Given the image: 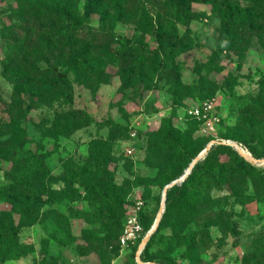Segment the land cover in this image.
I'll use <instances>...</instances> for the list:
<instances>
[{
  "label": "rangeland",
  "instance_id": "obj_1",
  "mask_svg": "<svg viewBox=\"0 0 264 264\" xmlns=\"http://www.w3.org/2000/svg\"><path fill=\"white\" fill-rule=\"evenodd\" d=\"M216 1L215 8L191 3L197 18L177 26L173 51L165 43L167 27L155 37L128 18L113 27L112 44L90 46L92 61L70 65L69 57L59 61L57 54L72 51V44H58L55 31L47 33L48 48L36 34L24 47L23 36L13 46L5 31L16 23L10 17L18 4L0 0V213L12 218L28 253L4 264H136L137 246L103 247L109 224L118 223L110 237H119L125 218L135 215L145 235L160 211L165 185L213 141L235 140L264 154V0ZM97 22L92 17L90 27L96 29ZM117 36L133 44L123 55ZM15 47L21 57L11 65ZM207 101L220 119L214 134L187 115ZM17 127L23 136H16ZM207 153L195 166L203 165ZM215 158L233 163L230 149L216 150ZM85 164L90 173L78 174ZM71 165L69 185L64 173ZM254 167L244 180L229 172L227 184L210 191V208L194 222L182 221L185 234H197L201 264H264V165ZM33 173L40 196L26 198L23 186L16 210L1 189ZM105 177L113 178L119 193L102 214L103 202L91 205L87 195ZM26 207L34 209L31 218L21 214ZM177 217L185 219L176 210L152 234L151 256L165 248ZM182 251L172 255L176 264H187L179 259ZM142 259L162 264L147 261L144 253Z\"/></svg>",
  "mask_w": 264,
  "mask_h": 264
},
{
  "label": "trees",
  "instance_id": "obj_2",
  "mask_svg": "<svg viewBox=\"0 0 264 264\" xmlns=\"http://www.w3.org/2000/svg\"><path fill=\"white\" fill-rule=\"evenodd\" d=\"M18 4V10L11 15L10 20L16 23L9 25L5 31L6 34H11L7 39L13 46L19 43L20 36L25 37L22 39V47L26 44V38L36 34L42 42L44 47H50V36L47 33L55 31V41L58 44L71 42L72 51L65 53L61 49L57 54V60H64L69 57L67 61L70 65H77V63L86 62L88 59L91 61L89 51L91 45L103 44L108 46L114 42L113 27L118 23L126 21L131 18L135 26L144 28L146 33L157 37V29L163 30L164 27L168 29V37L165 41L167 48L173 51V48L179 42L177 38V26H188L197 15L191 11V3H198L216 7V0H15ZM97 16V28L90 27L91 18ZM11 20V21H12ZM65 31H70V35H63ZM19 32V33H18ZM24 35H21V34ZM51 35V33H49ZM113 38V39H112ZM116 42L121 44L123 55L127 49L133 46L132 41L128 38L117 36ZM159 40V43H163ZM71 53V54H70ZM11 65L15 60L21 57V49L15 47L12 49L10 56ZM14 66V65H13ZM20 75V69L17 71ZM36 74H41L42 70L35 69ZM40 77L41 75H36ZM60 86L65 90L66 84L63 78L60 77ZM31 96L33 94L30 93ZM15 118V117H14ZM193 119V118H192ZM196 120V119H194ZM7 125V124H6ZM6 125H3L4 127ZM170 130H167V138L170 139ZM16 136H23L22 129L17 127L15 131ZM227 142H235L242 145L251 156L255 159L264 158V154L253 153L248 147L238 141L231 139H224ZM230 149L233 155V163H218L215 158L216 150ZM204 150V149H203ZM202 150V151H203ZM106 166V164H105ZM255 167L248 163L238 152L226 144H218L212 146L207 153L203 165L195 166L192 173L180 185H175L170 188L166 193L165 198V211L163 218L159 223L156 233L163 230L168 225L169 220L173 217L176 210L183 212L185 219H177L174 226V232L168 242H165L164 249H158L156 255H150L149 250L156 246L155 234L151 236L145 245L141 261L145 263L143 253L147 261L157 260L162 264H176L172 255L178 251L183 250L179 259L184 260L187 264H201L200 250L198 251L197 234L194 232L184 233L182 223L183 220L187 222H194L199 216L206 212L211 204L210 191L213 189L220 190L227 184L226 176L229 172L237 173L244 180L249 176L251 170ZM264 173V168L262 169ZM90 173L88 164H85L81 169H77L78 174ZM68 178V184H72V165L71 171L68 170L64 173ZM82 175H80L81 177ZM179 178V177H178ZM172 179V181L178 179ZM108 180L107 182H105ZM39 183L36 178V173L29 175L26 178L19 179L16 183L10 185L8 188L1 189V193L8 194L9 204L18 210L17 202L19 201L18 195L23 193L21 189L25 186L26 193L23 195L32 201H35L40 196V189L37 186ZM65 183V182H64ZM165 185V186H166ZM127 186H122L121 189L126 190ZM119 188L114 183L112 177L99 178L94 181L93 185L88 188L87 198L90 204L93 205L99 201L103 202L101 213H105L114 206V201H117ZM260 201L264 202V187L261 191ZM24 218H31L34 215L33 208L26 207L21 210ZM83 216H90L91 214L82 213ZM93 216V215H92ZM127 218H125L124 223ZM123 223V225H124ZM118 223L109 224L107 228V236L103 240V247H113L115 243L119 244V237H110L115 234ZM141 225V224H140ZM143 229V228H142ZM122 232V230H121ZM144 233V231H143ZM108 238V239H107ZM205 242V241H203ZM139 241L132 245L138 246ZM206 246V244H205ZM205 248V247H204ZM27 247L19 243L17 237V230L13 223L12 218L0 213V264H4L7 260L20 259L26 256ZM135 262V261H134Z\"/></svg>",
  "mask_w": 264,
  "mask_h": 264
},
{
  "label": "built area",
  "instance_id": "obj_3",
  "mask_svg": "<svg viewBox=\"0 0 264 264\" xmlns=\"http://www.w3.org/2000/svg\"><path fill=\"white\" fill-rule=\"evenodd\" d=\"M187 115L190 118L201 121L203 131L208 133V134H214L216 126L220 122V119H219L218 115L216 114L214 105L211 101L204 102L199 107H193V108L189 109L187 111ZM222 143L227 145V143H230V142H222ZM233 143H235V142H233ZM230 147H232L235 151H236V148H239L244 153L250 154L247 151V149H245L240 144H237V147L236 146L235 147L230 146ZM254 166H256V165H254ZM137 210H139V207H137ZM144 236L145 235L143 233L142 226L138 222L137 216L132 215V216L127 217V219L123 225L122 232L118 238V241H119V245L122 249L127 248V247L132 246V245H135L139 241V244L137 246V253H136L135 259H134L136 264H138L137 261L142 262L140 257H141L143 250H139V245H140V242L142 241V239L144 238Z\"/></svg>",
  "mask_w": 264,
  "mask_h": 264
},
{
  "label": "water",
  "instance_id": "obj_4",
  "mask_svg": "<svg viewBox=\"0 0 264 264\" xmlns=\"http://www.w3.org/2000/svg\"><path fill=\"white\" fill-rule=\"evenodd\" d=\"M218 144H224V143H220L218 141H213L210 144L207 145V147L197 155V157L191 162V167L188 168L187 171H185L183 173V175L181 177H179L178 179L172 181L171 183H169L168 185H166L163 189V193H162V199H161V207H160V211L151 227V229L145 234L144 238L142 239V241L140 242L139 245V250H143L145 245L147 244V242L149 241L150 237L152 236V234L156 231L159 221L161 219V214L163 212L162 207H164V203H165V198H166V193L167 191L172 188L173 186L183 182L191 173V169H193V167L198 163V161L203 157V155L214 145H218ZM227 145L229 146H236V143L230 142L227 143ZM236 151L248 162L250 163L252 166L256 165H264V159H255L253 158L250 154L244 153L241 149L236 148ZM138 264H148V263H142L140 261H137Z\"/></svg>",
  "mask_w": 264,
  "mask_h": 264
},
{
  "label": "bare ground",
  "instance_id": "obj_5",
  "mask_svg": "<svg viewBox=\"0 0 264 264\" xmlns=\"http://www.w3.org/2000/svg\"><path fill=\"white\" fill-rule=\"evenodd\" d=\"M189 167H191V165H190ZM187 170H188V169H187ZM187 170H186V171H187ZM191 170H192V169H191Z\"/></svg>",
  "mask_w": 264,
  "mask_h": 264
}]
</instances>
